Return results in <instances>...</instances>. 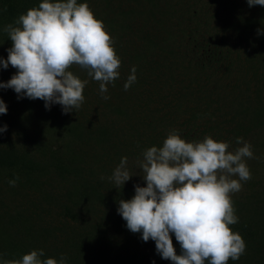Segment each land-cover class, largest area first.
Returning a JSON list of instances; mask_svg holds the SVG:
<instances>
[{
	"label": "trees",
	"instance_id": "1",
	"mask_svg": "<svg viewBox=\"0 0 264 264\" xmlns=\"http://www.w3.org/2000/svg\"><path fill=\"white\" fill-rule=\"evenodd\" d=\"M41 2L0 0V57L12 46L3 27ZM86 2L114 40L120 76L101 94L99 82L73 66L88 83L81 107L67 114L59 104L49 110L43 100L0 89L8 108L0 114V126H8L0 133V259L44 249L42 259L63 255L67 264H173L155 241L129 231L117 209L136 184L146 186L136 163L143 151L177 130L188 142L228 141L230 151L237 137L251 144V179L232 194L239 219L230 225L246 250L228 264H264V7L247 0ZM133 66L137 79L125 91ZM16 71L0 68V81ZM123 157L133 176L118 189L107 177Z\"/></svg>",
	"mask_w": 264,
	"mask_h": 264
},
{
	"label": "clouds",
	"instance_id": "2",
	"mask_svg": "<svg viewBox=\"0 0 264 264\" xmlns=\"http://www.w3.org/2000/svg\"><path fill=\"white\" fill-rule=\"evenodd\" d=\"M247 3L249 7H264V0ZM2 30L12 46L6 59L0 57V68L11 65L17 71L8 81H0V89H13L18 99L43 100L49 110L59 104L67 114L81 107L88 83L70 70L73 66L86 70L88 77L99 82L101 94L107 93L108 85H114L120 76L121 59L114 40L86 0H42ZM136 79L133 66L124 90ZM7 111L0 97V114ZM7 127L0 126V133ZM236 144L230 151V142L210 135L188 142L173 130L162 146L145 149L143 159L136 163L146 186L136 184L131 199L118 201L117 211L127 229L141 233L144 242L155 241L156 252L173 264H228L230 259L238 260L245 253L246 242L230 227L239 219L232 194L242 189V181L251 179L247 159L255 156L243 137H237ZM127 165L128 158H121L107 177L118 189L133 176ZM18 179L10 180V186L14 187ZM44 256V249H33L21 259H0V264H67L63 255L59 260L42 259Z\"/></svg>",
	"mask_w": 264,
	"mask_h": 264
},
{
	"label": "rangeland",
	"instance_id": "3",
	"mask_svg": "<svg viewBox=\"0 0 264 264\" xmlns=\"http://www.w3.org/2000/svg\"><path fill=\"white\" fill-rule=\"evenodd\" d=\"M233 76H234V75H233ZM230 79H231V78H228V77H227V78H226V81L229 82ZM223 83H226L225 80L223 81Z\"/></svg>",
	"mask_w": 264,
	"mask_h": 264
}]
</instances>
